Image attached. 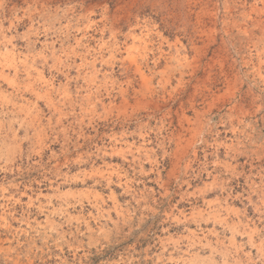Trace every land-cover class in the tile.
Returning <instances> with one entry per match:
<instances>
[{"label": "rangeland", "instance_id": "374dc122", "mask_svg": "<svg viewBox=\"0 0 264 264\" xmlns=\"http://www.w3.org/2000/svg\"><path fill=\"white\" fill-rule=\"evenodd\" d=\"M0 264H264V0H0Z\"/></svg>", "mask_w": 264, "mask_h": 264}]
</instances>
